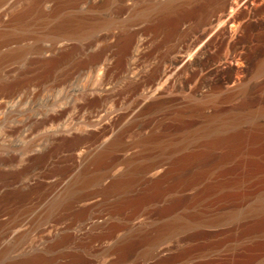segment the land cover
<instances>
[{
	"label": "rangeland",
	"instance_id": "374dc122",
	"mask_svg": "<svg viewBox=\"0 0 264 264\" xmlns=\"http://www.w3.org/2000/svg\"><path fill=\"white\" fill-rule=\"evenodd\" d=\"M91 1L0 0V264H262L264 0Z\"/></svg>",
	"mask_w": 264,
	"mask_h": 264
},
{
	"label": "bare ground",
	"instance_id": "6f19581e",
	"mask_svg": "<svg viewBox=\"0 0 264 264\" xmlns=\"http://www.w3.org/2000/svg\"><path fill=\"white\" fill-rule=\"evenodd\" d=\"M93 1V0H92ZM91 1V2H92ZM116 2H118V3H120V5H123V4H125L126 3V1L127 0H115ZM149 1V0H148ZM166 1V0H165ZM177 1H179V0H171V1H169V3L167 4V5H164L163 7L166 9V7H171V6H173L174 5V3H176ZM150 2V1H149ZM180 2V1H179ZM145 4V3H144ZM162 5V4H161ZM150 6H152V5H150ZM162 7V6H161ZM161 7H160V9L159 10H164V8L162 7V9H161ZM92 6L90 7V10H89V12L91 13L92 12ZM123 9V8H122ZM152 9V7H149V6H145L144 8H141L140 10H139V15H141L142 17L143 16H145L150 10ZM169 9V8H168ZM235 9V8H234ZM164 11H166V10H164ZM163 11V12H164ZM151 12V11H150ZM225 13V12H224ZM126 14V13H125ZM147 16V15H146ZM165 17V16H164ZM234 18V17H233ZM87 20L89 21V23L88 24H91V20L92 19H88L87 18ZM87 21V22H88ZM62 29V28H61ZM241 35V34H240ZM243 35V34H242ZM147 36V35H146ZM159 36V35H158ZM53 39V38H52ZM60 39V38H59ZM235 39V38H234ZM67 40V39H66ZM149 41V40H148ZM154 42V41H153ZM145 45V44H144ZM228 50V49H227ZM230 54V53H229ZM228 58V57H227ZM234 61V58H233V60H232V62ZM229 62V61H228ZM231 65V64H230ZM229 67V66H228ZM240 75V74H239ZM240 79V78H239ZM230 91V90H229ZM159 92V91H158ZM191 94V93H190ZM166 95L164 94V93H162V94H158V95H156L155 97H150V100H155V101H157V100H162L163 98H166L165 97ZM144 105V104H143ZM163 106V105H162ZM148 116V115H147ZM137 118V117H136ZM162 118V117H161ZM222 138V137H221ZM99 166V165H98ZM77 184V183H76ZM119 185V184H118ZM72 186H74V185H72ZM81 187V186H80ZM71 188H73V187H71ZM70 188V189H71ZM69 191V190H68ZM71 191V190H70ZM69 193V192H68ZM57 204V203H56ZM241 207V206H240ZM252 207V208H251ZM251 207H249V208H251V211H252V213L253 214H255L256 212L258 213V212H264V194H262V195H260L258 198H257V200L255 201V203L251 206ZM237 209V208H236ZM241 209H242V214L244 213V211H243V208L241 207ZM247 209V208H246ZM248 210V209H247ZM232 211H235V210H232ZM239 211L241 212V210L239 209ZM248 211H250V210H248ZM248 211H247V214H248ZM230 212V211H229ZM233 213V214H232ZM231 213V217H237V215L239 214H234V213H237V212H232ZM246 213V212H245ZM251 213V212H250ZM256 213V214H257ZM241 213L239 214V216L240 215H242ZM196 215V214H195ZM226 215V214H225ZM197 216V215H196ZM225 217V216H224ZM112 218V217H111ZM228 218V217H227ZM194 219H196V218H194ZM194 219H193V217H191V216H187V214H186V216H180L179 218H176L175 220H173L172 222H170V223H168L167 225H166V228H164V230L163 231H161L160 233H158V235H156V236H154V237H150V238H147L145 241H144V246L146 247V249H147V252L148 253H153V254H156V253H159V256H164V254H166L167 252H169V250H166V251H161L162 250V248H161V250H159L160 249V244H161V242H163V241H165V240H170V239H172V238H174V237H176L177 235H179L180 233H182L185 229H188V227L190 226L191 227V224H195V222H194ZM198 219V218H197ZM234 219V218H233ZM201 220V219H200ZM224 220V219H223ZM228 220V219H227ZM97 222H95V221H92V223L90 224L91 226H93V227H95V225L97 226V224L98 223H100L101 224V222L100 221H102V220H96ZM104 221H107V219H105V220H103V222ZM197 221V220H196ZM108 222V221H107ZM194 222V223H193ZM198 222H199V219H198ZM201 222V221H200ZM104 224H106L105 222L103 223V225ZM198 224V223H197ZM103 225H101L102 227H103ZM100 226V225H99ZM93 227H90V228H92L93 229ZM193 227V226H192ZM116 228V227H115ZM120 230V228L118 229V228H116V231H115V234H114V236L117 234V233H119L118 231ZM50 232H52V231H50ZM15 233V232H14ZM16 234H17V232H16ZM119 235V234H118ZM50 236H51V233H50ZM114 236H112V237H114ZM12 237V236H11ZM10 237V238H11ZM111 237V236H110ZM13 238H15V236L13 237ZM10 239V240H12V245H8V247L5 249V250H3L2 251V253H1V256L0 257H2V258H0V261H2V259L3 260H5V259H7L6 257L10 254V255H17V254H13L14 252L16 253L17 251L18 252H20L19 250H21L20 248L23 246H25V245H27L26 243L24 244V245H22L21 246V243L23 242H19L20 240H18L17 241V239ZM18 238V237H17ZM117 238V237H116ZM121 238V237H120ZM111 240H113V239H111ZM37 241V240H36ZM48 242V241H47ZM64 242V241H63ZM9 243V242H8ZM24 243V242H23ZM34 244H35V242H33ZM104 243H106L105 241L104 242H102L101 243V245H103V246H105V244ZM46 244V243H45ZM67 244V243H66ZM33 245V244H32ZM36 245V244H35ZM57 245V244H56ZM62 245H65V242L62 244H58V246H62ZM107 245V244H106ZM45 246H47V245H45ZM45 246H44V248H45ZM137 246V245H136ZM54 247H56V246H54ZM101 247V246H100ZM37 248H39V247H37ZM40 248H41V246H40ZM58 248V247H57ZM56 248V249H57ZM125 248V247H124ZM139 248V247H138ZM25 249H26V247H25ZM43 249V248H42ZM22 250H23V248H22ZM22 250H21V253H22ZM36 250V249H35ZM113 250V249H112ZM118 250V249H117ZM140 250V249H139ZM141 250H143L142 248H141ZM115 251V250H114ZM136 251H137V249H136ZM17 252V253H18ZM120 252V251H119ZM12 253V254H11ZM21 253H19V254H21ZM18 254V255H19ZM39 255V254H38ZM9 257V256H8ZM48 258H46V257H44V255H41V256H37V257H35V258H32V259H26V260H19V262L20 263H18V264H46L47 263V260ZM18 262V261H17ZM8 263V262H7ZM3 264V263H2ZM6 264V263H5ZM13 264V263H12ZM15 264V263H14ZM262 264H264V262L262 263Z\"/></svg>",
	"mask_w": 264,
	"mask_h": 264
}]
</instances>
